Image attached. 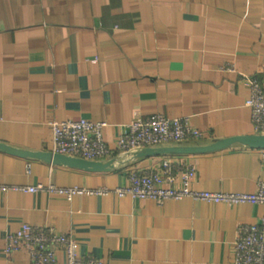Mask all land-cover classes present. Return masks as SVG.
<instances>
[{"label":"crops","instance_id":"0c3cea01","mask_svg":"<svg viewBox=\"0 0 264 264\" xmlns=\"http://www.w3.org/2000/svg\"><path fill=\"white\" fill-rule=\"evenodd\" d=\"M243 76L264 92V0H0V143L12 148L50 152L49 122L78 118L104 122L115 148L124 124L158 113L189 117L203 134L170 145L253 135ZM262 154L236 143L173 156L194 165L195 190L255 192ZM162 156L117 154L112 169L86 171L0 149V264H30L25 250H3L22 223L52 226L103 264H233L239 227L261 215L256 204L11 189L113 190ZM56 260L65 264L61 250Z\"/></svg>","mask_w":264,"mask_h":264},{"label":"built area","instance_id":"2783aa9c","mask_svg":"<svg viewBox=\"0 0 264 264\" xmlns=\"http://www.w3.org/2000/svg\"><path fill=\"white\" fill-rule=\"evenodd\" d=\"M248 88L245 106L256 134L264 135V92L254 76H243ZM104 122L84 118L49 122L52 133L53 153L101 161L114 155H130L145 147H157L198 140L202 132L192 127L189 117L169 118L163 114H152L146 119H136L124 124L111 148L103 139ZM264 160V154H262ZM194 165L173 155H164L149 168L129 172L127 183L114 188L62 187L54 183L14 186L11 189L25 193L46 192L67 201L80 195H106L113 192L118 197L151 199L161 204L165 200H180L190 197L196 201L223 203L234 206L242 203L261 207L257 222L242 224L234 242L233 264H264V177L257 182L255 192H211L195 190L191 182L195 175ZM4 253L12 255L25 250L30 264H56V252L61 250L65 264H103L97 258H82L77 253L76 241L71 236L58 232L52 226H36L22 223L14 232L5 234Z\"/></svg>","mask_w":264,"mask_h":264},{"label":"water","instance_id":"95a60500","mask_svg":"<svg viewBox=\"0 0 264 264\" xmlns=\"http://www.w3.org/2000/svg\"><path fill=\"white\" fill-rule=\"evenodd\" d=\"M236 143L247 145L253 148L264 149V135L253 134V135L233 136L222 140H215L207 145H190V146L164 145L157 147H145L136 152H133L131 155L134 158H139V157H147V156L203 153V152L221 150ZM0 149L19 156L39 158L46 160L48 162H52L54 164L67 165L69 167L79 168L86 171H108L114 167V162H115L114 158L108 160H101V161H91V160H84L81 158L66 156L63 154L53 153L52 151L50 152L23 151L16 148H12L3 143H0Z\"/></svg>","mask_w":264,"mask_h":264}]
</instances>
